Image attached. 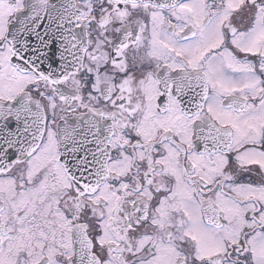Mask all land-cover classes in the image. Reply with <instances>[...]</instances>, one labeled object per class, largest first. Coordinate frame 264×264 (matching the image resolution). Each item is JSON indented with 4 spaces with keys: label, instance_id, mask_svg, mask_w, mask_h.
Instances as JSON below:
<instances>
[{
    "label": "snow or ice",
    "instance_id": "snow-or-ice-1",
    "mask_svg": "<svg viewBox=\"0 0 264 264\" xmlns=\"http://www.w3.org/2000/svg\"><path fill=\"white\" fill-rule=\"evenodd\" d=\"M0 264H264V0H0Z\"/></svg>",
    "mask_w": 264,
    "mask_h": 264
}]
</instances>
